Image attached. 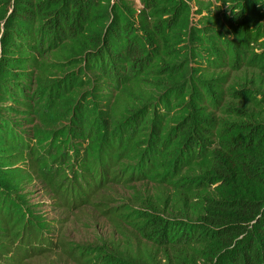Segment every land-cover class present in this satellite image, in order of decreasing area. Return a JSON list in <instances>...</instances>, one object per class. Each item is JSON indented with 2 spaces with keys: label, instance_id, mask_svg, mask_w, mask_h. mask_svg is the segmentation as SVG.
I'll return each mask as SVG.
<instances>
[{
  "label": "rangeland",
  "instance_id": "obj_1",
  "mask_svg": "<svg viewBox=\"0 0 264 264\" xmlns=\"http://www.w3.org/2000/svg\"><path fill=\"white\" fill-rule=\"evenodd\" d=\"M14 3L15 0H0V64L6 60L3 36L13 26L9 19L11 22L18 19L12 16L17 11ZM184 4L186 14L178 17L177 24L167 29L163 38L155 29L158 18L153 10L143 7L139 0H106L78 39L64 41L57 47L44 44L41 51H34L36 56L22 55L31 59L34 66L27 69V79L0 73V84L8 90L0 91V119L11 123L32 144L33 150L45 146L58 152L59 158L69 154L68 148L84 147L75 144L85 141L70 129L76 122L85 127L92 117L81 119L89 114L102 115L114 127L139 113L138 131L142 140L153 121L158 125L160 137L189 118L209 120L213 126L208 155L191 160L169 182L150 179L108 182L99 197L93 196L94 202L77 207L58 201L51 188L36 177L22 176L9 181L0 178V187L9 192L22 215L57 242L53 251L34 256L26 264H85L78 258L80 251L94 254L93 257L111 255L123 264H209L202 247L163 248L145 241L128 217L139 211L159 219L196 222L204 214L205 200L245 197L251 193L241 183L223 193L206 178L212 176L211 152L223 151L216 137L223 125L264 123V67L248 64L252 49L243 51L248 58L244 57L239 65L232 62V50L220 43L219 58L212 57L213 40L223 37L232 40L223 15L225 6L217 0H184ZM118 11L136 26L148 30L159 56L153 57L148 68L131 79H125L130 77L126 75L125 64H121L119 74L123 79L115 83L91 69L93 64L86 53L96 50L98 37L111 18H118ZM18 24L21 26V22ZM36 41L40 42V38ZM208 95L216 105L210 104ZM24 103L27 104L22 106ZM143 128L147 130L140 131ZM54 158H48L47 166L56 165ZM128 158L123 161L125 164H136ZM25 162L27 158L15 167L24 172ZM68 164L64 162L63 167ZM191 178L201 180L194 179L191 185L186 181Z\"/></svg>",
  "mask_w": 264,
  "mask_h": 264
},
{
  "label": "trees",
  "instance_id": "obj_2",
  "mask_svg": "<svg viewBox=\"0 0 264 264\" xmlns=\"http://www.w3.org/2000/svg\"><path fill=\"white\" fill-rule=\"evenodd\" d=\"M105 1L15 0L17 11L12 16L18 19L14 22L9 19L13 26L8 27L3 36L6 60L0 64V73L27 79V69L34 66L30 64L31 59L22 55L36 56L34 51H41L44 44L57 47L64 41L78 39ZM217 2L225 6L223 15L232 40L227 37L213 40L210 55L219 58L220 43L232 50V62L239 65L244 57L248 58L243 51L252 49L248 64L264 67V5L258 3H264V0ZM139 3L153 10L158 18L155 29L163 38L167 29L177 24L178 17L187 12L184 0H139ZM226 3L241 8V14L231 15ZM21 5L27 8H21ZM37 37L40 38L38 43ZM86 56L93 64L92 70L117 83L118 79H123L119 74L121 64H125L126 75L130 77L125 79H131L147 69L151 59L159 54L148 30L136 26L118 11V18H111L98 37L96 50ZM0 91L8 90L0 84ZM205 91L216 95L213 91ZM208 99L212 101L210 104L214 103L209 95ZM137 115L110 127L102 115L89 114L88 118L81 119L86 121L92 117L85 127L76 122L70 129L76 131L77 138L85 141L75 144L84 147L68 148L69 154L60 158L58 152L45 146L42 150L38 147L33 150L32 144L27 143L11 123L0 119L3 121L0 125V178L9 181L22 176L36 177L51 188L58 201L77 207L94 202L93 196L99 197L108 182L127 183L132 179L169 182L191 160L208 155L213 135L211 121L189 118L182 126L178 124L176 129H170L164 137H160L158 125L153 121L142 140ZM216 137L223 151L211 152L209 172L212 176L206 179L212 180L211 184L223 193L236 187V183L245 184L251 193L245 197L205 200L204 214L196 222L159 219L139 211L128 217L145 241L159 247H202L203 257L209 264H264V123H226ZM35 140L41 141L40 138ZM49 157H55V166H47ZM127 157L136 164H125L123 161ZM24 158H27V168L23 172L15 165ZM64 162L70 164L63 167ZM159 172L163 174H157ZM194 179L201 180L191 178L186 181L192 185ZM8 193L0 187V264H26L25 261L34 256L53 251L57 242L51 240L38 224L22 215ZM123 216L127 215L120 214ZM93 256L80 251L78 258L85 264H123L111 255Z\"/></svg>",
  "mask_w": 264,
  "mask_h": 264
},
{
  "label": "clouds",
  "instance_id": "obj_3",
  "mask_svg": "<svg viewBox=\"0 0 264 264\" xmlns=\"http://www.w3.org/2000/svg\"><path fill=\"white\" fill-rule=\"evenodd\" d=\"M257 2H258V0H257ZM258 3L261 4V5H264V3H260V2H258ZM226 4H227V7H228L229 12H230L231 15L239 16L241 14V12H242L241 8L232 7L229 3H226Z\"/></svg>",
  "mask_w": 264,
  "mask_h": 264
}]
</instances>
